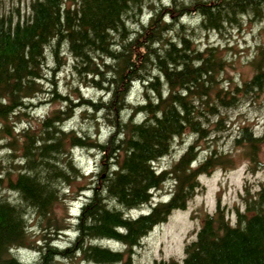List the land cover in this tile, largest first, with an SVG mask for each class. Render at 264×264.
Segmentation results:
<instances>
[{
    "label": "trees",
    "instance_id": "1",
    "mask_svg": "<svg viewBox=\"0 0 264 264\" xmlns=\"http://www.w3.org/2000/svg\"><path fill=\"white\" fill-rule=\"evenodd\" d=\"M16 12H0V142L7 151L0 189L12 194L0 196V264H131L155 227L187 209L200 177L233 169L239 157L249 172L264 170V133L250 123L230 136V152L215 144L228 131V113L264 95V42L246 76L231 74L232 47L201 45L202 35L264 22V0H34L29 18ZM65 70L80 80L66 96L54 79ZM83 85L102 97L84 98ZM136 85L142 96L132 102ZM49 100L61 106L34 117ZM78 112L96 129L103 123L107 138L70 128ZM186 138L193 142L177 161L158 170ZM76 150L96 153L90 175ZM167 181L170 199L154 204ZM83 198L74 223L59 214V205ZM149 204L147 214L134 216ZM235 217L221 207L206 214L183 261L155 264H264V185L246 189L245 210ZM69 231L75 239L58 245ZM29 249L36 260L21 261L18 253Z\"/></svg>",
    "mask_w": 264,
    "mask_h": 264
},
{
    "label": "rangeland",
    "instance_id": "2",
    "mask_svg": "<svg viewBox=\"0 0 264 264\" xmlns=\"http://www.w3.org/2000/svg\"><path fill=\"white\" fill-rule=\"evenodd\" d=\"M34 0H0V12L10 13L14 11L17 16L16 10H19L21 16L26 19L29 18L30 5ZM162 3L167 0H160ZM192 20H185L184 23H190ZM201 45L212 44L216 46H230L232 47V53L229 54V58L236 62L237 70L231 72L232 75L246 76L250 73L248 62L256 52L258 44L264 42V22L262 23H250L245 22L241 29L228 30L224 35H202ZM52 76L50 77V79ZM53 79V78H52ZM58 82V93L60 95L71 94V87L78 88L80 80L77 77H72L69 70H65L60 75L54 78ZM140 85H136V88L131 96V101L135 102L141 99ZM80 93L86 99H100L102 95L94 88L81 86L79 88ZM77 96H73L76 100ZM77 102V101H76ZM61 106L59 102H53L49 100L47 105L37 109L33 115L38 117L41 114L50 112ZM244 123H250L254 130L258 134L264 133V95L258 98L257 102H253L249 105H244L242 108L228 113V125L227 132L224 133L223 138L218 140L216 146L223 152L227 153L232 150L231 137L239 132L240 126ZM96 123L90 119H82L80 112L77 113V117L71 121L68 126L75 128L78 132L86 133L93 138H100L104 141L108 136V129L102 123H100V129H96ZM193 142L192 139H184L178 141L175 144V149L172 155L156 163L158 170L162 171L171 166L177 159L183 154L185 148ZM208 142H211L208 139ZM4 143L0 142V162L7 155L6 148H3ZM211 146V143L206 144L203 141L201 145L202 150L208 151L207 148ZM211 150V149H210ZM201 155V159L207 156L208 153ZM264 154V152H263ZM96 153L89 151L76 150L75 159L86 175L95 169L96 166ZM1 173V169H0ZM262 185H264V170L251 173L248 171V165L246 160H242L240 157L236 162V166L231 170L216 169L209 175L200 177V189L196 192L195 197L189 202L186 210L176 211L173 213L166 223H163L157 227L141 242L140 247L135 250V253L131 259V264H155L156 262L164 260L176 259L183 261L185 258V248L188 243L196 240V234L200 230L203 218L206 214H213L218 207L227 209L229 216L235 220L236 210H245V196L246 189H250L252 193L257 192ZM172 190L171 182L167 181L166 185L157 192L154 204L161 200L167 201L170 199V192ZM5 195L2 189H0V196ZM7 197H12V194L7 192ZM69 198V197H67ZM83 199H71L68 203L59 205V214L65 216L70 220L76 218L80 213ZM152 205H147L142 212H135L134 216L140 214H147ZM71 224V223H70ZM30 229L31 237L33 241H38L42 237V233L37 225L32 224ZM71 230V229H70ZM75 234L72 231L62 235L59 239L58 245L66 247L71 241L75 239ZM103 246L115 248L116 251H124L120 244L113 242H103ZM18 257L21 261L26 263L34 262L37 258L35 251L29 249L18 253ZM72 264V262H68ZM88 264V263H80Z\"/></svg>",
    "mask_w": 264,
    "mask_h": 264
},
{
    "label": "bare ground",
    "instance_id": "3",
    "mask_svg": "<svg viewBox=\"0 0 264 264\" xmlns=\"http://www.w3.org/2000/svg\"><path fill=\"white\" fill-rule=\"evenodd\" d=\"M146 18V17H145ZM146 20V19H145ZM11 194V193H10Z\"/></svg>",
    "mask_w": 264,
    "mask_h": 264
}]
</instances>
